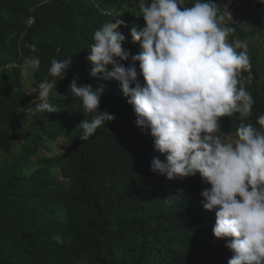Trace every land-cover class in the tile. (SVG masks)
<instances>
[{
    "label": "trees",
    "instance_id": "16d2710c",
    "mask_svg": "<svg viewBox=\"0 0 264 264\" xmlns=\"http://www.w3.org/2000/svg\"><path fill=\"white\" fill-rule=\"evenodd\" d=\"M139 2L0 0V264H228L232 258L226 240L213 235L215 210L202 206L200 192L210 184L199 173L174 180L153 173L152 159L164 161L166 154L135 124L119 82L90 77L86 58L94 33L115 16L127 25L118 29L130 53L122 63L127 67L141 51L130 36L133 24L144 25ZM216 3L221 26L234 28L229 43H250L259 35V0ZM236 5L239 13L231 20L225 11ZM33 56L41 61L31 75L37 94L26 88L22 70ZM70 57L65 78L49 94L57 112L39 111L30 101L38 98L41 82L53 79L51 62ZM249 57L250 115L218 118L220 131L230 137L241 123L264 131L257 123L264 115V55L255 51ZM136 67L139 72V62ZM248 75L242 71L241 78ZM74 76L78 86L93 91L102 84L99 110L115 116L86 141L78 126L93 113L79 98L63 97ZM138 79L145 83L142 75ZM5 156L13 160L4 164Z\"/></svg>",
    "mask_w": 264,
    "mask_h": 264
},
{
    "label": "clouds",
    "instance_id": "9594fccd",
    "mask_svg": "<svg viewBox=\"0 0 264 264\" xmlns=\"http://www.w3.org/2000/svg\"><path fill=\"white\" fill-rule=\"evenodd\" d=\"M183 3L151 0L146 5L140 0L144 25L133 24L130 36L141 51L131 56L127 67L122 62L130 53L122 47L126 37L118 30L127 26L125 21L115 16V22L95 31L86 58L89 74L99 81L119 82L135 113V124L142 134L151 135L155 150L166 154L164 161L152 159L153 173L168 180L199 173L210 184L200 192L202 206L215 210L212 231L215 238L226 240L233 253L228 264H264V131L241 123L232 138L220 131L218 121L234 113L241 117L251 113L254 100L245 90L252 80L248 45L227 42L234 28L221 26L224 16L218 18L216 0L180 7ZM31 50L36 52V46L31 45ZM71 62V57L51 62L53 79L39 84V103L30 101L39 111L57 112L49 94L65 78ZM40 63L38 56L27 60L33 70ZM242 71L249 73L246 79L241 78ZM78 79L73 77L63 97L79 98L93 113L90 121L83 119L78 126L80 140L86 141L115 116L99 110L103 85L93 91L91 85L78 86ZM257 123L264 128V115Z\"/></svg>",
    "mask_w": 264,
    "mask_h": 264
},
{
    "label": "rangeland",
    "instance_id": "374dc122",
    "mask_svg": "<svg viewBox=\"0 0 264 264\" xmlns=\"http://www.w3.org/2000/svg\"><path fill=\"white\" fill-rule=\"evenodd\" d=\"M192 1H195V0H184V3L182 5H180V7H184V6H186L187 4H189ZM228 1L230 2V4H232V0H228ZM249 7L252 8V6H249ZM238 8H239V6H238ZM231 9H232L231 12L229 11L228 13H230L232 19H234L235 15H236V13H238L239 9H236V6L231 7ZM246 14H247V12L244 13L245 16H246ZM251 14H252V12L248 13L247 14L248 17L255 18ZM231 34H233V33H231ZM227 42H228V40H227ZM247 45H248V55L249 56L251 54H253L255 51L261 52L264 55V25L262 26L259 35H257L252 42L247 43ZM237 51L238 52L242 51V49H237ZM22 70H23V76H24L23 78H24V83H25L26 88L29 90V92H31L33 94H37V90L34 89L33 87H31V81H32L31 80V75H32L33 69L28 67L27 61H25L22 64ZM36 101H39L38 98L36 99ZM232 138H235V137H232ZM5 157L6 158H2V160H1V162L4 163V164L5 163H9V162H11L13 160L12 156H5Z\"/></svg>",
    "mask_w": 264,
    "mask_h": 264
},
{
    "label": "built area",
    "instance_id": "2783aa9c",
    "mask_svg": "<svg viewBox=\"0 0 264 264\" xmlns=\"http://www.w3.org/2000/svg\"><path fill=\"white\" fill-rule=\"evenodd\" d=\"M236 9H237V7H236ZM231 10H232V9H231V8H229V7H228V8H226L225 14H226L227 18H229V17H228V15H227V12H229V11L231 12ZM235 17H236V15H235Z\"/></svg>",
    "mask_w": 264,
    "mask_h": 264
}]
</instances>
